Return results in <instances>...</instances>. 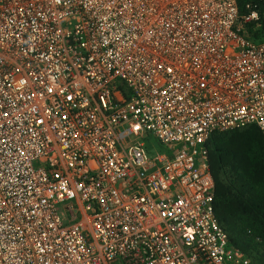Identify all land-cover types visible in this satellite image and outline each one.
Instances as JSON below:
<instances>
[{
    "label": "built area",
    "instance_id": "2783aa9c",
    "mask_svg": "<svg viewBox=\"0 0 264 264\" xmlns=\"http://www.w3.org/2000/svg\"><path fill=\"white\" fill-rule=\"evenodd\" d=\"M260 19L253 0H0V264H250L207 141L264 138Z\"/></svg>",
    "mask_w": 264,
    "mask_h": 264
},
{
    "label": "trees",
    "instance_id": "16d2710c",
    "mask_svg": "<svg viewBox=\"0 0 264 264\" xmlns=\"http://www.w3.org/2000/svg\"><path fill=\"white\" fill-rule=\"evenodd\" d=\"M257 2L264 28V0ZM247 0H238L240 9ZM257 37L258 34L254 33ZM215 215L250 264H264V138L254 124L217 131L207 141Z\"/></svg>",
    "mask_w": 264,
    "mask_h": 264
},
{
    "label": "rangeland",
    "instance_id": "374dc122",
    "mask_svg": "<svg viewBox=\"0 0 264 264\" xmlns=\"http://www.w3.org/2000/svg\"><path fill=\"white\" fill-rule=\"evenodd\" d=\"M146 144L149 145H154L155 147L158 146V140L155 138L153 135H148V137L145 138Z\"/></svg>",
    "mask_w": 264,
    "mask_h": 264
}]
</instances>
